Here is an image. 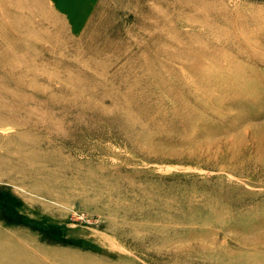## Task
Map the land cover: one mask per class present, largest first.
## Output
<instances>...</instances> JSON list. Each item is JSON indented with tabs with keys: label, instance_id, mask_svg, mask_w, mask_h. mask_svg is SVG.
Returning <instances> with one entry per match:
<instances>
[{
	"label": "rangeland",
	"instance_id": "374dc122",
	"mask_svg": "<svg viewBox=\"0 0 264 264\" xmlns=\"http://www.w3.org/2000/svg\"><path fill=\"white\" fill-rule=\"evenodd\" d=\"M0 264H264V0H0Z\"/></svg>",
	"mask_w": 264,
	"mask_h": 264
}]
</instances>
